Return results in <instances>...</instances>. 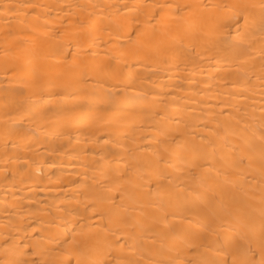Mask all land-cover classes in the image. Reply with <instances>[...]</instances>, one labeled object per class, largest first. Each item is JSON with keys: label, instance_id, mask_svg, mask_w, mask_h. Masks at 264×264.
Instances as JSON below:
<instances>
[{"label": "bare ground", "instance_id": "6f19581e", "mask_svg": "<svg viewBox=\"0 0 264 264\" xmlns=\"http://www.w3.org/2000/svg\"><path fill=\"white\" fill-rule=\"evenodd\" d=\"M0 264H264V0H0Z\"/></svg>", "mask_w": 264, "mask_h": 264}]
</instances>
